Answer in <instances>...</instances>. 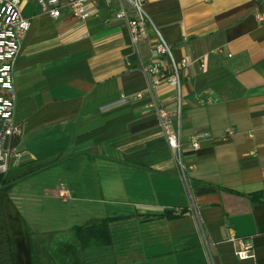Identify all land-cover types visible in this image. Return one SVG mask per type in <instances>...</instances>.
Here are the masks:
<instances>
[{
	"label": "crops",
	"instance_id": "crops-1",
	"mask_svg": "<svg viewBox=\"0 0 264 264\" xmlns=\"http://www.w3.org/2000/svg\"><path fill=\"white\" fill-rule=\"evenodd\" d=\"M115 9L114 1L97 0L80 21L67 7L53 18L35 0H20L30 26L12 71L21 133L6 177L36 171L26 179L39 185L20 191L21 180L9 197L23 192L35 203L32 192L41 189L66 201L80 215L71 227L109 218L110 242L79 244L82 264L90 249L93 264L101 257L111 264H208L194 219L178 211L186 194L146 107L153 98L174 109L176 91L140 69L158 58L147 40L132 44ZM145 9L174 57L189 61L180 88L182 157L214 264H264V197L245 196L264 191V24L255 17L264 0H147ZM228 126L234 132L223 139ZM195 133L203 135L198 149L187 145ZM61 185L69 197L58 196ZM228 226L254 257L234 254Z\"/></svg>",
	"mask_w": 264,
	"mask_h": 264
},
{
	"label": "built area",
	"instance_id": "built-area-1",
	"mask_svg": "<svg viewBox=\"0 0 264 264\" xmlns=\"http://www.w3.org/2000/svg\"><path fill=\"white\" fill-rule=\"evenodd\" d=\"M42 13L53 18L61 16V8L67 7L69 13L80 21H85L91 14V7L97 0H35ZM107 3L114 1L116 9L113 17L116 21L123 23L129 33L130 40L134 46L140 39L147 40L150 51L158 58L141 62L140 69L150 76L152 83L166 82L176 91V103L174 109H168L155 99H151L146 107L153 110L157 118L161 135L165 138L167 146L172 150L174 161L177 165L178 174L187 198L185 208L178 211L189 214L195 221L196 231L200 240L208 264H214L211 251L210 238L205 225L198 217L195 203L193 185L190 181V167L183 161L182 139L180 135V88L182 80L187 77V66L189 61L177 60L172 49L161 32L148 15L145 4L147 0H105ZM256 19L264 24V12H256ZM30 22L20 10V0H0V175H5L10 168L11 158L16 153V144L12 140L18 138L21 130L15 123L14 113V80L13 66L20 53L22 42L29 29ZM149 31L153 37H149ZM141 96V93L133 95ZM199 96V95H198ZM122 97L121 101H125ZM201 103L204 99L199 96ZM264 124V119H263ZM234 132L232 126L224 129L222 138L227 139ZM202 134H192L188 139V146L198 149L202 140ZM57 194L59 197H69L68 190L61 185ZM227 239L233 245L234 254L242 259L254 257V250L250 243L243 242L242 238L235 233L231 226L227 227Z\"/></svg>",
	"mask_w": 264,
	"mask_h": 264
},
{
	"label": "rangeland",
	"instance_id": "rangeland-1",
	"mask_svg": "<svg viewBox=\"0 0 264 264\" xmlns=\"http://www.w3.org/2000/svg\"><path fill=\"white\" fill-rule=\"evenodd\" d=\"M4 177L7 179L6 174ZM21 183L16 185L17 190L28 191L30 187L39 185V181L35 182L33 178ZM42 192L41 189L32 192L38 199L35 203H30L32 200L23 192L5 201L18 264H82L79 242L69 226L80 217L77 210H74L77 207L67 208L66 201L45 196V192ZM92 254L93 249H90L87 264H93ZM98 260L96 264H111L102 257Z\"/></svg>",
	"mask_w": 264,
	"mask_h": 264
},
{
	"label": "trees",
	"instance_id": "trees-1",
	"mask_svg": "<svg viewBox=\"0 0 264 264\" xmlns=\"http://www.w3.org/2000/svg\"><path fill=\"white\" fill-rule=\"evenodd\" d=\"M17 139L12 140L13 144L17 143ZM51 164L53 163L43 165L40 169L49 167ZM34 172L36 171L25 173L15 179H6L4 175H0V264H18L13 248L12 234L7 221L5 201L9 197L10 189L19 181L31 176ZM207 189L212 190L213 188L207 186ZM245 196L251 201H261L264 197V191L245 194ZM108 222L109 218H102L85 225L74 224L71 227L72 234L82 248L92 239L100 243H109L110 233Z\"/></svg>",
	"mask_w": 264,
	"mask_h": 264
}]
</instances>
